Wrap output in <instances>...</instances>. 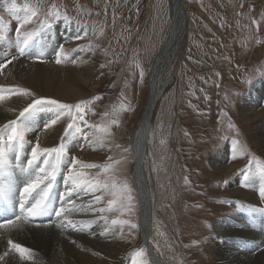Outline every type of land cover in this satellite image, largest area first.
I'll return each instance as SVG.
<instances>
[{
    "label": "rangeland",
    "instance_id": "1",
    "mask_svg": "<svg viewBox=\"0 0 264 264\" xmlns=\"http://www.w3.org/2000/svg\"><path fill=\"white\" fill-rule=\"evenodd\" d=\"M172 2L0 0V64L6 65L0 69V95L5 97L0 100V118L10 115L0 121V129L12 120L32 129L25 134L27 143L20 152V161H16L15 153L9 154L10 163L0 174L1 205L8 202L13 190L19 191L21 197L23 187L44 166L41 157L38 165L31 168L32 173L25 175L31 148L37 142L41 148L67 144L69 162L75 157L84 164L97 165L75 170L101 183H111L113 178L117 183L126 182L136 196L134 215L85 211L107 209V201L113 197L103 190L88 194L75 191L77 194L72 192L62 199L65 190L56 192L55 187L60 183L68 191L70 185L65 184V176L70 163L62 164L44 211H50V218L42 219V214L23 224L62 230V238L66 235L71 245L80 248V256L73 257L60 250L64 264H132L134 253L141 248L145 249L142 259L149 264H154L149 258L152 249L163 264H222L237 255L224 247L229 236L219 232L229 224L237 229L236 239L244 234L242 238L248 242L235 239L231 246L254 256L264 249V237L259 239L261 232L252 234L264 226L263 219L256 225L251 220L253 214L264 217V211L258 210L264 208V200L258 195L264 187V143L259 141H263L260 134H264V0H182L186 28L179 39L177 55L169 63L166 80L171 81L170 85L162 92L150 118L143 170L148 185L151 232L146 245L142 243L132 143L147 109L153 63L169 39ZM33 11L36 16L21 27L17 36V26ZM29 34H33L32 39L21 54L22 41ZM60 48L61 63H56ZM14 65L20 68L14 71ZM30 75H36L37 81L31 80ZM53 80L71 86L82 97L70 98L72 91H67L68 97H60L54 83L49 87ZM37 99H54L73 106L83 103L87 123L78 118L73 107L72 113L62 116L57 125L45 128L57 113L55 106L47 103L21 117L20 112ZM245 106L250 107L248 112L243 111ZM113 120L118 123L113 124ZM77 127L81 129L79 133ZM55 128L57 137L51 139L49 133L43 136ZM103 128L109 132L101 131ZM95 137H103L102 147L94 142ZM221 154L227 155L222 161L224 169L214 167ZM117 161L120 163L116 164ZM107 164L115 167L105 173L103 166ZM12 176L17 179L13 186ZM96 195L103 197L99 203L94 202ZM35 196L34 193L25 206H31ZM72 201L77 204V210L71 211L76 219L71 212L65 217L83 230H70L64 221L62 227L56 225L59 221L55 212L64 206L63 202L69 206ZM17 212L3 216L0 222L21 215L20 206ZM102 216L107 217V223ZM234 216L238 222L232 223ZM113 219L131 220L137 228L129 232L124 225L121 232L120 225L111 224ZM79 236L110 246L113 255L85 245L75 238ZM13 242L34 249L23 244L25 241ZM35 251L21 258L9 247V252L24 264H47L35 257Z\"/></svg>",
    "mask_w": 264,
    "mask_h": 264
},
{
    "label": "bare ground",
    "instance_id": "2",
    "mask_svg": "<svg viewBox=\"0 0 264 264\" xmlns=\"http://www.w3.org/2000/svg\"><path fill=\"white\" fill-rule=\"evenodd\" d=\"M176 1L180 2V0H173V2H172L171 24H172V21H173L174 22V26L172 27L173 30L171 32V27H170L171 36H170V33H169V36H168L169 40H168L167 44L165 43L166 44L165 48L158 54L157 58L155 59V61L153 63V69H152V72L150 74V81H149V84H148V100H147L148 105H147V109H146V111L144 113L143 119L141 120V124L138 127L137 133H136L135 138H134L133 143H132V151H133L134 156L136 157L137 185H138V189H139V198H140V204H141L140 218H141V224H142V229H143V237H144V241L142 242L143 245H146V242H147V239H148L147 237H149L150 232H151V230H150V228H151V226H150L151 210H150V205H149V202H148V197H149L148 196V185H147V180H146V177H145V174H144V170H143L144 158H145V153H146V143H147L148 137H147L146 141H143V139L146 137V135H145L146 132H148V136H149V132H150V118H151L153 109H154L155 105L157 104L156 102L160 99V97L162 96V92L164 91V89H166L167 85L171 82V81H167L166 80V76L168 74L167 72H169L168 71L169 63H170V61L171 62L173 61L174 57L177 55L178 48H179V42L180 41L179 40L177 41L175 36H178L177 35L178 34V30H179L178 28L183 27V21L181 19L182 17L179 19L176 16V10H175V2ZM181 2H182V0H181ZM182 6L184 8V4L183 3H182ZM185 16H186V14H185ZM185 28H186V21H185ZM19 65H22V64H19ZM17 68H20V67H18V65H16V66L14 65L13 70L16 71ZM51 68H54V67H51ZM26 69H27V67H23L22 68V70H24V72H28V71H26ZM38 74H40V72H38ZM25 76H27V73H26ZM29 77L31 78V80L37 81V79L35 80L36 75H32V76L30 75ZM52 83H54L56 91L61 95L60 97H64V96L68 97L69 93L67 91H72V96L70 98L78 99V98L82 97V94L77 92L75 89H73V88L70 89L71 86H69V85L60 84L57 81L53 80V81H49V87H50V85ZM259 91L260 90H258V92ZM61 100H63V99H61ZM168 101H169V99H168ZM166 104H167V102H165L164 105L166 106ZM245 107L246 108L243 111L248 112L250 110L249 109L250 107L249 106H245ZM5 116L6 115L1 117L0 121H2V119ZM6 117L10 118V115H8ZM39 121H37V122H39ZM32 123H35V122H32ZM48 133L50 134L49 136H50L51 139H53L54 137H57L56 128L53 129V130H50L49 132H47L45 134H43V133L42 134H43L44 137H46L45 135L48 134ZM39 134H40V132H39ZM43 136H41V137H43ZM260 136L263 137V141H261L260 138H259V141L263 144L264 143V134H260ZM29 137H30V135H29ZM70 147H72V146H70ZM226 156L227 155H225V154H221L219 156V158L216 159V161L214 162V164H215L214 167H218V169H224L226 165H224L222 163V161H224V157H226ZM17 171H19V170L17 169ZM31 173H32V170L31 169H27L26 172H25V175H29ZM15 176H17V174H15ZM15 180H17V179L15 177H13V176H12V178H10V183H12V186L14 185ZM1 184L4 185L6 183H2L1 182ZM19 187H21V186H19ZM55 188L57 189L56 192L62 191V189L65 190V193L67 192L66 187L62 188V184H60V183L59 184L57 183ZM18 192H16L15 190L11 191L10 193L8 192L9 195H10V198L7 199L8 205H7V203H4L3 204L4 206H3V209H2L1 208L2 205L0 204V214H2V216H4L5 213L9 214V213H12V212H14V213L17 212V207L20 206V203H21V197L18 196L19 195ZM74 192L75 191H73V193ZM75 194H77V193L75 192ZM54 196H56V193L54 194ZM35 198H36V196H35ZM255 199L259 200L256 197H255ZM259 202H261V200H259ZM63 203H64V206H68V203H65V202H63ZM5 207H9L8 210H4V209H6ZM258 210H259V208H258ZM71 213H72L73 218L76 219V216H74L75 212H71ZM168 213H169V211H168ZM65 216H68V215L65 214ZM65 216L58 218L59 222H57L56 225L60 227L61 225H63V223H61V222L64 221V222H67L66 223V227L68 229H70L71 226L68 224V219L69 218H67ZM41 217L42 218H46V216H41ZM62 218H65V219L63 220ZM260 218L263 219V225H264V217H262V215H260L258 217L257 216L255 217L254 214H253V217H252L251 220H253V223H255V225H256L257 224L256 222ZM231 222L232 223L233 222H238L236 220V216L233 217ZM246 223H248V222H246ZM56 225H54V226L56 227ZM78 225L79 224H77V227L75 229L78 228ZM239 227L242 228V225H240ZM231 228H234V227L229 224L224 229H221L219 232L221 233V236H223V235L229 236L228 237L229 238L228 245L225 243L224 247L226 249H228L229 253L237 254L238 256L236 255L233 258H231L230 260H228L226 262H223L222 264H264V249L262 251H259L258 253L256 252V254H255L256 256H254V255H251L250 252L248 253L247 251H245V249L243 250L241 248H236V247L231 246L233 240L236 239L235 235H237V229H235V228L231 229ZM243 228H245V226ZM14 229H16V230H14V231H5V230L1 231L0 230V256H2L5 252H8V255L4 257V260L0 261V264H24L17 257H15V255H13L12 253L9 252V247L10 246H8V240H10V239L13 240V241L16 240V241L21 242V243H23L22 241H25L26 243H23V244L28 245L29 247H31V249L34 248V249L37 250V251H35V254H34V255H36L35 257L40 258L41 262H42V260H44V262L47 263V264H64L63 263L64 261H61L62 260V255H59V251L60 250H62V251L64 250L66 252H69V254H70L69 256H72L73 254L80 256V254H78L80 248L78 249V247L76 245H71L69 243L70 240H68V239L66 240V235H65V239L62 238V236L64 235V234L60 233L62 230L59 232L53 226L47 227V226H37V225L36 226H32V224H30V225L23 224V227L14 228ZM78 229H82L83 230L82 227L81 228L79 227ZM225 229H227L230 233L227 234V232H226L227 230H225ZM257 232H261L259 239L262 240L263 237H264V235L262 234L264 232V226L262 228H257L255 231L252 232V234L253 235L255 233L257 234ZM239 235H241V234L239 233ZM243 236H246V235L242 234L241 238L240 239L237 238L235 241H237L239 243L243 242L244 244H247L248 242L245 241L244 238H242ZM75 238L81 240L85 245L95 246V247L99 248L101 251H103V252H105L107 254L113 255V253H114V250L110 246L104 245V244L100 243L99 241L89 240L85 236H79V237H75ZM149 241H150V239H149ZM263 246H261V247H263ZM237 247H239V246H237ZM258 247H259V245L253 247L254 248L253 249L254 252L258 249ZM33 250H31V252ZM150 256H151L150 257L151 261L154 264H163L160 261L159 256L155 253V251H153V249L150 251ZM24 257L25 256H23L21 258H24ZM33 260H35V259H33ZM33 260H30V261H33ZM89 262H92V261L89 260ZM93 263H95V262H93ZM96 263L100 264L99 262H96Z\"/></svg>",
    "mask_w": 264,
    "mask_h": 264
},
{
    "label": "snow or ice",
    "instance_id": "3",
    "mask_svg": "<svg viewBox=\"0 0 264 264\" xmlns=\"http://www.w3.org/2000/svg\"><path fill=\"white\" fill-rule=\"evenodd\" d=\"M36 16V12L33 11L32 15L26 18L22 24L17 26L16 34L20 36V29L24 24H28L32 21V18ZM33 34H29L27 38H24L22 41V45L20 47V52L23 54L24 49L29 46L30 41L32 39ZM63 49L60 48L56 52V63H61V54ZM11 63V61H8ZM6 65L0 64V69L5 67ZM13 91H23L27 93V90H19L14 89ZM4 96L0 95V100H4ZM47 103L48 105L55 106L57 109L56 118L52 119L49 124L45 125V128H49L57 124L58 120L66 115L71 114L73 107H75L76 111L79 113V119L83 121L85 124L87 121L84 120V107L83 103L77 104L75 106L65 103H60L54 99H37L28 107L24 108L22 112H20V116L23 117L26 113H29L32 109H35L38 105H42ZM77 117L73 116V119ZM113 124L118 123V121L113 120ZM72 127L71 124L68 126ZM10 129V130H9ZM32 129L26 128L23 125H18L17 120H12L9 122L4 129H0V174L3 173V170L9 165V154L15 153V159L17 162L20 161V152L23 151L25 144L27 143L25 139L26 132L31 131ZM76 131L79 133L81 129L79 127L76 128ZM101 131L108 133V128H103ZM88 134H85L84 138L87 139ZM94 142L98 143V146H103V137H95ZM235 141L233 145L235 146ZM43 159V165L38 168L39 174L35 176L28 184H26L21 191V204H20V213L21 215H17L15 219L8 220L7 222H0V228H21L23 227V223L26 222L29 218H38L41 216L48 206V201L50 198V194L52 192V188L54 186V182L56 180L57 175L60 173V168L62 164L70 163V166L67 170V175L65 176V184L70 185L68 191L62 194V199L72 194L73 191H83L85 194L95 193L103 190L105 194L111 195L113 199L107 201L108 207L95 209H85V211H99L104 213L115 212L120 215L129 214L134 215L136 210V196L133 194V190L129 187V185L124 183H117L113 178L111 183L104 182L101 183L98 179L93 180L88 178L87 174L83 171L75 170L77 167L81 168H94L97 167L95 164H84L79 161L77 158L72 157L71 161L68 160V146L67 144L61 143L58 147L52 148H41L40 143L37 142L34 147L31 148L30 158L27 160V169H31L38 165V162ZM120 163L119 161L116 164ZM114 164H107L103 166V171L105 173L114 169ZM47 181V183H45ZM43 185V187H41ZM36 194V198L34 203H31V206H25V202L33 195ZM259 197L264 200V187L260 188ZM101 195L94 196V202L99 203L102 200ZM72 210H77V206L75 201L71 203L69 206H61L56 212V217H64L65 214H69ZM254 211L257 209H253ZM259 211H264V208L259 209ZM101 219L108 222L107 217L102 216ZM17 221H21V223H17ZM68 224L72 228H76V222L68 219ZM111 224L113 226L120 225L121 232L123 231V226L127 225L129 227V232L132 229L137 228V224L131 222L128 219H113L111 220ZM8 244L10 249L14 252L20 254L23 257L25 254L30 253L31 250L27 247L22 246L19 243H15L12 240H8ZM8 255V252H5L2 256H0V261L4 260V257ZM145 256V249L141 248L137 250L132 259V264H149L147 259H142Z\"/></svg>",
    "mask_w": 264,
    "mask_h": 264
},
{
    "label": "water",
    "instance_id": "4",
    "mask_svg": "<svg viewBox=\"0 0 264 264\" xmlns=\"http://www.w3.org/2000/svg\"><path fill=\"white\" fill-rule=\"evenodd\" d=\"M175 10H176V16L180 19H182L183 21V27H180L178 28V36H175V38L177 39V41L181 38L184 30H185V21H186V17H185V14H184V10H183V6H182V2L180 0V2L176 1L175 2ZM174 26V22L172 21V24H171V32H172V27ZM171 32H170V36H171ZM169 40V39H168ZM166 46V45H165ZM171 63V61H170ZM168 68V67H167ZM169 70V68H168ZM146 131V130H145ZM146 137L143 139V141H146L147 140V137H148V132L145 133ZM147 192V191H146Z\"/></svg>",
    "mask_w": 264,
    "mask_h": 264
}]
</instances>
